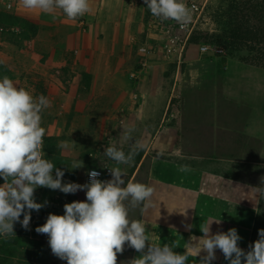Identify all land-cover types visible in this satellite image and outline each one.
<instances>
[{
  "label": "crops",
  "instance_id": "0c3cea01",
  "mask_svg": "<svg viewBox=\"0 0 264 264\" xmlns=\"http://www.w3.org/2000/svg\"><path fill=\"white\" fill-rule=\"evenodd\" d=\"M165 1L164 12L153 14L147 5L154 0H0V95H21L27 81L48 84L55 130L97 133L88 162L101 148L126 157L95 188L107 204L104 215L81 191L94 165L84 170V185L43 166L36 199L21 202L27 217H52L59 242L42 238L52 264H90L113 247L128 264L246 262L264 198V71L236 59L191 62L213 70L180 83L171 120L166 70L177 54H165L161 29L177 1ZM178 8L177 16L183 4ZM143 44L151 49L145 68L137 52ZM200 109L214 112L212 124L200 121ZM136 132L143 133L138 140ZM15 186L0 174V203L16 195ZM124 210L136 219H116Z\"/></svg>",
  "mask_w": 264,
  "mask_h": 264
},
{
  "label": "rangeland",
  "instance_id": "374dc122",
  "mask_svg": "<svg viewBox=\"0 0 264 264\" xmlns=\"http://www.w3.org/2000/svg\"><path fill=\"white\" fill-rule=\"evenodd\" d=\"M176 1L171 6V9L167 11L170 19L169 23H173V27L176 26V16L177 11L180 9L178 8L180 3L184 6L182 11L187 9L186 0ZM261 1L207 0L202 16L191 34V40L188 41L181 56L176 55L168 58L170 68L166 70V76L167 78L170 77L172 81L173 97L171 103L174 104L176 110L171 112L172 114H169L171 120L176 119L179 101L176 95H178L177 92L180 90V83H196L197 77L201 75L199 71L213 70L211 68L204 69L196 66L190 67L192 65L191 62L219 61L224 66L227 62L236 59L259 71H264V10L257 6ZM165 5V0H154L153 3L147 5V10L152 13L160 10L163 11ZM133 10V13L139 11L137 6H134ZM134 24H138V21H134ZM237 26H239V30L242 32L240 34L241 38H238V40L234 39L232 35L233 30ZM135 30L138 31L139 28L135 27ZM219 41L221 42L218 43ZM224 42H227L228 45V50L225 51L224 57L206 56L199 52L201 45L221 47L220 45ZM134 47L136 46L134 45ZM153 50H155V47ZM256 85L260 89L259 80L256 82ZM23 90L21 95L18 94L10 99L6 98L5 95H0V174L2 173L5 178H11V182L16 185L13 188L16 195L1 202L0 241L10 239L9 234H13L14 237L22 240L21 243L14 246L16 249V259L11 260L9 264H52L50 254L46 257H40L39 255L38 262H30V259H33L39 253V250L27 244L29 239L39 240L42 238L52 245L59 242L58 237H56L57 235L52 233V217L41 214L27 217L21 202V199L25 200V197L29 200L36 199L45 178L43 174L45 169L33 171L31 182L26 183L23 180V174L27 171V168L23 165L22 157L13 149L12 142L15 140L20 146H26L30 142L40 141L43 147L44 168L46 166L58 168L65 164L64 166L67 169L70 166L69 174L70 177H73L72 172L77 171L79 168H85L86 170L90 165L96 163V160L91 161L92 164L90 161L88 162V154L97 147L91 144V141H94L96 138L97 133L68 130L56 131L55 100H52L54 96L52 87L40 82L27 81V85L25 84ZM208 91V86L203 85V92ZM204 101L205 105L208 104V100L205 99ZM199 102H201L200 99ZM257 102L258 100L255 97L254 103L257 104ZM205 105L202 106L205 107ZM238 112L240 110L237 111L236 109L234 116ZM195 114H198L200 121L201 117L205 118L206 122L210 120V124L215 120L214 112H208L207 109L197 110ZM246 117L247 112L245 111L242 122L239 119L237 125L242 124ZM20 120L22 121L20 122ZM22 122L27 124L25 128H20ZM76 127H80L79 124ZM202 128H206V126L204 125ZM133 134L135 140H138L143 135V133L138 132ZM102 151H104L103 148L98 150L95 153V158L100 157ZM262 182L264 183V181ZM86 189L87 191L82 188L81 191L84 195L90 196L87 198V202L89 201L90 205L97 207L99 213L104 215L108 208L106 203L99 200V190H95V188H90L89 186ZM89 190H92V192H89ZM135 207H138L137 204H134ZM259 214L264 216V198ZM136 217L137 213L134 210H124L119 213V216H116V219L130 222L135 220ZM122 230L125 233L129 229L125 227ZM253 240H264L263 226H260L254 233ZM125 252H128L127 249H125ZM117 253L115 247L104 256L97 253L90 264H128V255L124 253L123 259L120 260L116 258L120 257V252L119 254ZM82 260V258L79 259V261ZM61 263L74 264L66 260ZM245 264L247 263L245 262ZM249 264H264V254L259 260Z\"/></svg>",
  "mask_w": 264,
  "mask_h": 264
},
{
  "label": "built area",
  "instance_id": "2783aa9c",
  "mask_svg": "<svg viewBox=\"0 0 264 264\" xmlns=\"http://www.w3.org/2000/svg\"><path fill=\"white\" fill-rule=\"evenodd\" d=\"M207 0H186L187 9L180 12L176 17V26L171 25L169 21L162 26V31L166 37L163 50L166 55L182 54L191 34L202 16V12ZM10 8V5H7ZM80 26L85 28L86 22L80 21ZM138 54L142 57L140 62L141 68L148 64V57L151 49L148 45L143 44L137 48ZM199 52L206 56L224 57L225 50L219 46L201 45ZM13 149L22 157L23 165L27 171L23 174V180L30 183L33 178V171L43 169V147L40 141H33L26 146H20L17 141L12 142ZM101 152V156L96 158L98 163L92 166L86 173L87 184L92 188L104 186L112 173V165L126 162V157L115 150H106Z\"/></svg>",
  "mask_w": 264,
  "mask_h": 264
},
{
  "label": "trees",
  "instance_id": "16d2710c",
  "mask_svg": "<svg viewBox=\"0 0 264 264\" xmlns=\"http://www.w3.org/2000/svg\"><path fill=\"white\" fill-rule=\"evenodd\" d=\"M257 6L260 7V9L264 10V0L261 1L260 4H258ZM242 32L239 30V26H237L234 30H233V38L238 40V38H241V34ZM191 38V37H190ZM191 40V39H189ZM221 40V39H220ZM221 41H219L218 43H220ZM222 49H224L225 51L228 50V45L227 42H224L223 44L220 45ZM44 158V157H43ZM53 160H55V158H53ZM64 164V163H63ZM98 163H94V166H96ZM65 165V164H64ZM64 165H62L61 167L55 168V167H50L51 169H54L55 171L64 174L65 176H70L69 174V169H67ZM67 166V165H66ZM84 170L85 168H79L77 171L72 172L73 173V178L72 181L74 182H79L80 184H85V177H84ZM6 179L8 181L11 182V178L6 177ZM90 187V185H88ZM92 188V187H91ZM6 200V199H5ZM3 200V201H5ZM2 202V201H1ZM1 206V203H0ZM264 216L259 214L257 215V221L255 223V229L253 231V235L254 233L258 230V228L260 226L264 227ZM260 221V222H259ZM10 239H8L7 241H0V264H9L11 262V260L16 259V253H15V248L14 246L17 245L18 243H21L22 240L20 238L14 237L13 234H9ZM28 246H31L32 248H38L39 253H37L36 256L33 257V259H30V262L34 263V262H38L39 258L41 256H48L50 254V248L48 247V245L44 242V240L42 239H29L27 241ZM264 254V240L262 241H254L252 240L251 242V248L248 252L247 255V259H246V263H253L256 262L257 260H259V258ZM40 255V257H39ZM29 262V260H27Z\"/></svg>",
  "mask_w": 264,
  "mask_h": 264
}]
</instances>
